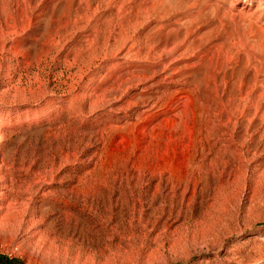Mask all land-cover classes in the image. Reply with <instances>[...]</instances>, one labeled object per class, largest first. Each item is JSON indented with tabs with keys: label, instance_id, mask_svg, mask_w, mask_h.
<instances>
[{
	"label": "rangeland",
	"instance_id": "obj_1",
	"mask_svg": "<svg viewBox=\"0 0 264 264\" xmlns=\"http://www.w3.org/2000/svg\"><path fill=\"white\" fill-rule=\"evenodd\" d=\"M242 1L0 0L1 256L264 264V13Z\"/></svg>",
	"mask_w": 264,
	"mask_h": 264
},
{
	"label": "bare ground",
	"instance_id": "obj_2",
	"mask_svg": "<svg viewBox=\"0 0 264 264\" xmlns=\"http://www.w3.org/2000/svg\"><path fill=\"white\" fill-rule=\"evenodd\" d=\"M257 1H258V3L254 7L253 4L251 3V0H243L242 1L243 4L240 8V12H242L243 14H246L248 16L256 15L255 18L262 16V14L264 13V0H257ZM215 256H216L217 260H220V261L222 260V263H223V261L226 260L225 258L227 256V252L225 249H223V247H220L216 251Z\"/></svg>",
	"mask_w": 264,
	"mask_h": 264
},
{
	"label": "trees",
	"instance_id": "obj_3",
	"mask_svg": "<svg viewBox=\"0 0 264 264\" xmlns=\"http://www.w3.org/2000/svg\"><path fill=\"white\" fill-rule=\"evenodd\" d=\"M0 264H14V261L5 256L0 255Z\"/></svg>",
	"mask_w": 264,
	"mask_h": 264
}]
</instances>
